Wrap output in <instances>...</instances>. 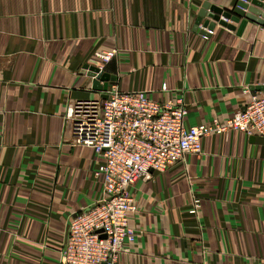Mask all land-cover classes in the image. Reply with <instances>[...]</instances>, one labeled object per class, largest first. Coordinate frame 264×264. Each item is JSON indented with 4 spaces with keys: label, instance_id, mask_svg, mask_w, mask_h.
Here are the masks:
<instances>
[{
    "label": "crops",
    "instance_id": "crops-1",
    "mask_svg": "<svg viewBox=\"0 0 264 264\" xmlns=\"http://www.w3.org/2000/svg\"><path fill=\"white\" fill-rule=\"evenodd\" d=\"M239 1L0 0V264H59L71 218L104 196V160L66 118L101 98L93 68L108 91L182 100L187 127L226 122L247 90L264 92L263 26L207 31L206 17L194 30L205 3L233 13ZM202 151L130 188L136 240L121 263L264 264V138L231 131Z\"/></svg>",
    "mask_w": 264,
    "mask_h": 264
},
{
    "label": "built area",
    "instance_id": "built-area-1",
    "mask_svg": "<svg viewBox=\"0 0 264 264\" xmlns=\"http://www.w3.org/2000/svg\"><path fill=\"white\" fill-rule=\"evenodd\" d=\"M114 55L98 58L108 62ZM246 93L249 101L231 119L192 127L186 126L188 110L182 100L160 103L146 92L113 88L106 99L69 106L66 118L76 142L104 160L94 173L104 196L71 218L59 264H123L121 255L136 240L131 219L138 208L132 186L166 172L189 154L201 155L202 142L210 136L236 131L264 138V92ZM200 206L194 200L192 213Z\"/></svg>",
    "mask_w": 264,
    "mask_h": 264
},
{
    "label": "water",
    "instance_id": "water-1",
    "mask_svg": "<svg viewBox=\"0 0 264 264\" xmlns=\"http://www.w3.org/2000/svg\"><path fill=\"white\" fill-rule=\"evenodd\" d=\"M208 18V21L204 22V29L209 31L213 30L216 26V23H220L223 26L233 28V26L228 25L225 21L231 20L232 22L238 23L241 18H246L250 21H253L264 27V0H240L237 3L236 8L233 10V13L224 12L222 9L211 6L209 3H205L202 10L199 13L198 19L195 24L194 30L197 31L200 25L203 23L205 18ZM213 21V22H209ZM202 35H208L204 30ZM92 77L94 80L92 82L93 89L101 93L102 98H107V92L110 85V76L98 70V68H93Z\"/></svg>",
    "mask_w": 264,
    "mask_h": 264
}]
</instances>
